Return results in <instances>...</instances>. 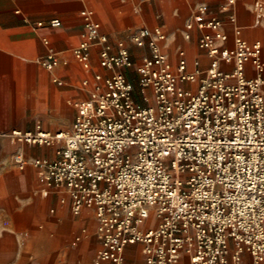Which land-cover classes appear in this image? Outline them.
Masks as SVG:
<instances>
[{
	"label": "built area",
	"instance_id": "built-area-1",
	"mask_svg": "<svg viewBox=\"0 0 264 264\" xmlns=\"http://www.w3.org/2000/svg\"><path fill=\"white\" fill-rule=\"evenodd\" d=\"M237 2L220 7L231 46L219 16L205 4L194 9L184 37L200 31L209 64L202 69L196 61L187 73L180 51L177 74L160 28L132 36L148 49L135 64L124 45L113 51L94 10L83 9L84 31L70 53L88 71L96 48L109 73L94 74L90 97L74 104L71 130H0L20 144L54 147L53 159L33 164L43 183L64 192L60 202L68 198L74 215L94 213L100 247L93 264H127L125 249L136 243L145 264H182L183 257L188 264H264V61L261 42L246 40L231 12ZM252 7L253 26H264V0ZM44 44L45 69L66 63ZM132 68L143 105L124 73ZM184 82H198L197 91ZM13 160L26 164L20 154Z\"/></svg>",
	"mask_w": 264,
	"mask_h": 264
},
{
	"label": "crops",
	"instance_id": "crops-1",
	"mask_svg": "<svg viewBox=\"0 0 264 264\" xmlns=\"http://www.w3.org/2000/svg\"><path fill=\"white\" fill-rule=\"evenodd\" d=\"M253 2L238 0L231 12L242 36L261 42L264 61V26H253ZM223 3L224 0H103L98 4L102 9L99 15L95 8L86 7V0H0V130L34 131L39 125L47 126L51 132L71 130L76 115L74 104L90 97L94 74L109 73L100 68L96 48L91 51L88 71L70 53L84 31L80 15L83 9L94 10L101 33L108 37L113 51L119 44L124 45L135 64L148 49L135 46L132 36L142 28H160L165 34L162 51L177 74L180 51L185 53L187 73L194 71L196 61L202 69L209 64L205 52L198 47L200 31L191 30L189 40L184 37L186 23L198 5H207L210 13L219 16L232 45V26L220 10ZM54 20L59 26H50ZM44 39L66 60L52 71L40 64L47 53ZM124 73L140 103L134 68ZM84 80L89 81L87 87L82 85ZM198 85L181 83L191 92H196ZM48 113L51 117H47ZM54 151V147L28 146L0 137V264L94 262L100 247L94 213L84 209L74 215L68 198L64 204L60 202L64 192L43 183L33 164L35 159H53ZM15 154L23 156V168L14 162ZM124 254L127 264H145L141 244L128 245ZM181 263L188 264L186 257Z\"/></svg>",
	"mask_w": 264,
	"mask_h": 264
},
{
	"label": "rangeland",
	"instance_id": "rangeland-1",
	"mask_svg": "<svg viewBox=\"0 0 264 264\" xmlns=\"http://www.w3.org/2000/svg\"><path fill=\"white\" fill-rule=\"evenodd\" d=\"M86 2L88 3L87 5H86V7H89V6H91V7H93V8H95L96 9V13H98L99 15L101 14V7L98 5V4H100V3H102L103 4V0H86ZM98 11V12H97ZM138 98V97H137ZM137 101V100H136ZM140 101V100H139ZM139 101H137V103H139ZM139 104H141V105H143L141 102L139 103ZM30 113V112H29ZM30 115V114H29ZM47 117H51V113H48L47 114ZM37 127H40L41 129H47L48 130V127L47 126H37ZM53 130H57V129H53ZM96 255V254H95Z\"/></svg>",
	"mask_w": 264,
	"mask_h": 264
},
{
	"label": "bare ground",
	"instance_id": "bare-ground-1",
	"mask_svg": "<svg viewBox=\"0 0 264 264\" xmlns=\"http://www.w3.org/2000/svg\"><path fill=\"white\" fill-rule=\"evenodd\" d=\"M98 12V11H97Z\"/></svg>",
	"mask_w": 264,
	"mask_h": 264
}]
</instances>
